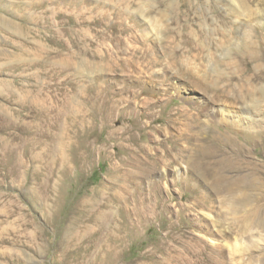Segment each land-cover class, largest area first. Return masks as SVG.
<instances>
[{
    "label": "rangeland",
    "instance_id": "1",
    "mask_svg": "<svg viewBox=\"0 0 264 264\" xmlns=\"http://www.w3.org/2000/svg\"><path fill=\"white\" fill-rule=\"evenodd\" d=\"M60 3L83 11L84 15L73 14V18L88 24L61 25L59 20L64 22L69 15L51 16L43 23L38 16L42 7L0 0V16L7 19L6 25L0 24V264H101L90 260L88 251L93 247L85 248L87 243L72 249L59 246L69 240L64 218L79 208L80 199L91 195L102 205L100 222H108L111 229L118 220L124 222L123 242L107 254L105 264H264V181L253 191L257 196L262 193V200H236L242 187L233 186L220 201L186 169L193 154L188 146L194 147L191 133L199 131L200 120L192 114H200L211 96L227 104H242L264 93V0ZM71 28L91 34L87 41L79 35L76 46H88L91 53L87 59L83 55L76 61L72 54L66 65L58 63L66 74L56 77L49 64L61 57H37L33 52L37 44H43L45 29L60 41L63 53L69 52L62 39L76 40L69 34ZM128 40L138 47L136 57L127 48ZM166 62L188 79L161 80L156 68ZM145 64L155 67L148 69ZM64 80L71 91L67 105L76 104L80 111L96 109L87 117V129L92 132L75 137L68 147L63 141L61 153L44 150L33 156L17 155L15 149L23 139L28 142L30 134L43 149L53 144L55 134L43 111L47 113L52 104L48 99L53 98L54 89L60 91ZM141 89L144 92L134 96ZM24 90H33L37 107L43 109L25 110V118L21 105L32 103L33 96ZM102 107L105 110L100 111ZM180 108L187 110V116ZM261 108L264 115V103ZM49 113L56 118H49L50 123L60 121L56 110ZM215 116L204 141L218 145L235 162L232 175L251 176L255 165L264 180V145L250 144L249 133L222 120L219 111ZM19 120L26 122L16 125ZM131 124L136 133L143 125L135 141L126 137L129 134L123 136ZM227 130L235 133L238 145H247L240 155L242 163L229 153L236 151L226 144ZM61 154L66 160L62 164ZM55 184L61 188L60 201L49 217L44 202ZM205 194L212 196L211 202ZM72 233L83 235L80 226Z\"/></svg>",
    "mask_w": 264,
    "mask_h": 264
},
{
    "label": "bare ground",
    "instance_id": "2",
    "mask_svg": "<svg viewBox=\"0 0 264 264\" xmlns=\"http://www.w3.org/2000/svg\"><path fill=\"white\" fill-rule=\"evenodd\" d=\"M48 2H52L54 4L52 6V8H49L46 6V4ZM21 3H25L26 6H31V8H34V9H39V7H42L43 10L38 12V16L40 18V22H43V23L47 22V20L49 21L51 19V16H53V18H56V17H60V16H64V15H69V17L64 22H62V20L61 21L59 20V23L61 25H65L66 27H70L71 25H73L75 23H79V24L84 25V26H86L88 24L86 21H84V19L78 20V19L73 18V14H75L77 16H78V14H79V16L84 15L83 11L81 12L80 10L76 11L74 9H69V8L63 6L60 3V0H21ZM21 6H23V4H21ZM23 9L24 8L22 7L21 12H23V14H26L27 12L23 11ZM78 12H80V13H78ZM47 13H48V16H47ZM70 15L72 17H70ZM43 23H41V24H43ZM0 24L6 25L7 19L0 16ZM149 26H150L151 31L154 32L155 31L154 26L151 23H149ZM59 31H60L59 29H56L55 32L59 33ZM52 33L53 32H51V30H49V29H45L41 32V34L43 36V44H39V45L37 44V47H36V49H34L33 53L37 57H45V56H49V55H50V57L53 55L61 57V59H57V60H55L49 64V67L51 66L49 68V71L53 70V75L57 77L60 74H66L65 73L66 68H60V65L58 63H64L66 65L67 59L69 60V58L71 57L72 54H74V56H76V61H77V59H79V57H81L83 55H84L83 58L86 57V59H87L89 57L91 50H87L88 46L87 47L82 46L79 48L76 47L77 46V38L79 35H82V37L84 39H86L88 37H91V39H92V36L86 29L75 30V28H71L69 30V34H72V37L74 36L76 38V40L71 38L68 42H65L62 39V43H63L64 48L67 49V51H69L67 53H63L62 52L63 49H61V46H60V44H61L60 41L58 42V41L53 40ZM63 34H65V33H63ZM112 36H113V34H112ZM86 41H87V39H86ZM125 41H126V38H125ZM128 42H129V44H128L127 48H130V51L132 53H135L134 55L136 57L135 50L138 49V47L136 46V44L135 45L131 44L129 40H128ZM122 45H124V48H125V45H127V44L124 43ZM144 54H145V52L143 53V57L139 56L140 57L139 59L141 61H142V59L145 60ZM62 60H63V62H62ZM70 67L68 70H70ZM85 67H86L85 65H82L81 71H84ZM145 67H148V69H154L155 65L154 64L153 65L145 64ZM156 70L158 71V73H160L161 80H165V81H168L170 83H174V82H177V81L183 80V79H188L178 68L174 67L171 63H168V62H166V65L159 67V68H156ZM89 71H90V69H89ZM172 80H173V82H172ZM175 80H177V81H175ZM61 82H62V85L60 87V91L57 92V90L54 89L53 98L51 99V96H50V98L48 97L49 98L48 100L52 104H51V106L48 105L47 113H44V111H43L44 117L48 121H49V118L51 119V121L56 120L55 117L49 116V114H50L49 111L53 112L54 110H56L57 115H58L57 118H59V116L61 115L60 121L58 119L55 122V124H52V123H50V121L48 122L46 120V123L47 124L49 123L48 125L51 127L50 131H54V134H55V136H53V141H54L53 144L50 145L49 147H47V149H43L42 143L37 138H35V136H33V134L32 135L30 134V136H28V142L23 139L22 144H20L19 147H17L15 149V153L17 155H20V156L32 155L33 156L38 152L39 153L43 152L44 150H47L51 154H54V153L57 154L58 151H59V153H61L62 148L65 146L66 141H67L66 147H68L69 142L71 140L73 141V139L75 137L77 138L79 135L81 137L82 136H88L92 132L91 130L87 129L88 127H90V126H88L89 120L87 119V117H88V115L91 114V112L95 113L96 109L91 108V107H85L84 109H82V111H80L79 110L80 107H78V105H76V104L73 105L70 102V104L67 105V103H68L67 96L71 93V91H70L69 87H67V80H64ZM52 84H54V83H52ZM24 87H25V85H24ZM51 87H53V86L51 85ZM23 92H25L29 96H33L32 100L30 98V101H32V103L29 101L30 103L27 104L25 101H23L24 97H26V94L22 95V97H23L22 101L23 102L19 101L22 104H24V102H25L26 103L25 105L27 106V108H25V105H21V107L22 106H24V107H22L23 109H22V112H20V113L24 118L28 116V114L24 113V111L27 109L30 111V113H36V112H39V110H43V109H41L42 106H41V108L37 107V100H35V99L38 96L34 95L33 90H32L33 93L32 92L30 93L29 90H24ZM142 92H144V89H141L140 91H136L134 93V96H137ZM38 101H40V99ZM92 102L93 101L89 100V103H92ZM262 103H264V93H262V95H260V97H258V98L252 97V99L247 101V102L245 100L244 103H242V104H235V103L227 104V103L218 101V100L214 99V97L211 96V100L209 99V102H207L204 110H202L201 113L199 112L200 114L195 113V114H197V115H195V114L191 113L192 114L191 116L193 119L198 118L200 121H199V131L191 133V137L194 139V147L188 146L191 149V152L193 154H192V157L190 159V162L186 165V169L188 170V172L195 174L197 176V178L202 180L204 185L211 188L215 192L217 198L220 201L225 200V198H223L222 193L226 190L233 188V186H236L237 188L242 187L241 189H238V190H240V193H239L240 195H238L236 197V200H240V201L259 200V199H261L260 196L262 193L261 194L259 193L260 196H257V194H255V192L258 189L256 191H255V189L258 187L261 188L263 185L260 183H263L264 180H262L263 177L261 176L260 172L258 171V169L256 168L255 165L253 167V171H252L251 176L247 175V174H241V175L237 174V176H235L234 174L232 175V173H230V170L234 169L235 166H237L236 164H234L235 162L231 161L228 156L224 155L221 151V148H219L218 145L216 146L215 143H210L208 141H204L205 137L208 136L207 132L213 127L214 118H216L215 113L217 114L219 111L220 114L222 115V118H223L222 120L232 124V126L236 127V129L238 131H244V132L249 133L250 136H249V138H247V140L250 144H252L254 146L264 145V115L262 114V110H263V108H261ZM103 110H105V107H102L100 109V111H103ZM180 110L182 111L183 116H185V115L187 116V114H188L187 110H185L183 108H180ZM133 113H135V112H132V115H133ZM17 114L19 115V113H17ZM39 116L40 115H38L36 117H39ZM94 116H97V114H95ZM64 118H67V119L64 120ZM19 121L16 122V125H20L21 123L26 122L24 120H21L20 122ZM29 123H30V121H29ZM133 123L137 124L138 122H137V120L135 122V119H134ZM18 127L19 126H17L15 131L18 129ZM142 128H143V125H140L139 128L137 129V133H136L135 130L133 129L132 124L129 126H126V128L124 129V132H123V136H125L124 134H129L126 137L128 138L130 136L129 139L132 141H135L136 139L141 137L140 130ZM186 128H188V126H185V129ZM33 129H35V128H33ZM46 130H47V128H46ZM20 134H21V132H20ZM234 134L235 133L233 131H229V130L225 131V140H226V144H228V146L230 145L232 147V149H234L236 151L234 153L229 151V153L231 156L234 157V159L236 161H238L237 163H239V162H241V161H239L240 155L242 154V151L244 149H247V145L243 142L240 145H238L236 143ZM16 138H18V134H16ZM212 138H214V136ZM63 141H65V142H63ZM66 156H67V154H66ZM62 157L63 156L61 154V157L59 158L60 163L62 161H64V162L66 161L65 158L64 157L62 158ZM180 158L183 160L182 157H180ZM70 161H73V159L71 158V160H69V162ZM69 165H70V163H69ZM256 165H258V163ZM60 171H61V169H60ZM180 171H181V169L178 170V173H180ZM191 181H192V179H191ZM196 181H197V179H195V182ZM60 189L61 188H59V186L55 184L51 189L50 195L47 196V198L44 202V204L46 206L45 212L48 216L53 215V213L58 208L59 201H60V199H59ZM253 191H255V192H253ZM202 196L205 197L206 201H210V202L212 201V196H206V194L202 195ZM205 199H203V200H205ZM80 200H81V202H79L80 203L79 208L73 210L70 213L71 214L70 216L68 213L67 217L64 218V221H63V222H67L66 228L64 229V234L67 237H69V240L66 241L68 244L60 242L59 246L61 249H72V247L75 244H77L78 246H81V245L87 243L89 245H87V246L85 245V248H90V247L92 248L93 247L91 252L88 251V255H90V260L99 261L101 264H105V261L107 260V254H109L112 250L116 249V247L119 246L123 242L122 233L124 234V231H123L124 230V222L121 220H118L116 225H114L115 229H111L110 227H108L109 226L108 222L106 224V222H100V220H98L97 216H98L99 210H101L102 205L99 204V202H95L92 195L83 197ZM94 211H95V213H94ZM102 213H103V211H102ZM75 226H80L82 228L83 235L81 237H77L76 235H74L72 233ZM121 230H122V233H121ZM90 238L94 239L91 242V244H90ZM88 250H90V249H88Z\"/></svg>",
    "mask_w": 264,
    "mask_h": 264
}]
</instances>
